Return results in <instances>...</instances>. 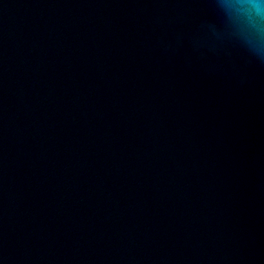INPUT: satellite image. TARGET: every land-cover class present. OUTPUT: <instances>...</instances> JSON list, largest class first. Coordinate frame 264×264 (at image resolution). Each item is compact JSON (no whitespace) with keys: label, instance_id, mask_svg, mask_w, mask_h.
Returning a JSON list of instances; mask_svg holds the SVG:
<instances>
[{"label":"water","instance_id":"water-1","mask_svg":"<svg viewBox=\"0 0 264 264\" xmlns=\"http://www.w3.org/2000/svg\"><path fill=\"white\" fill-rule=\"evenodd\" d=\"M243 3L0 0V264H264Z\"/></svg>","mask_w":264,"mask_h":264},{"label":"clouds","instance_id":"clouds-1","mask_svg":"<svg viewBox=\"0 0 264 264\" xmlns=\"http://www.w3.org/2000/svg\"><path fill=\"white\" fill-rule=\"evenodd\" d=\"M243 6L256 17L264 19V0H244Z\"/></svg>","mask_w":264,"mask_h":264}]
</instances>
